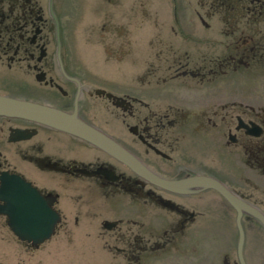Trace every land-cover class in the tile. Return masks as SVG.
<instances>
[{
  "label": "flooded vegetation",
  "instance_id": "obj_1",
  "mask_svg": "<svg viewBox=\"0 0 264 264\" xmlns=\"http://www.w3.org/2000/svg\"><path fill=\"white\" fill-rule=\"evenodd\" d=\"M93 1L0 0V95L76 110L158 176L213 177L264 215V0L222 13L220 39L204 19L219 0H199L210 7L194 14L205 34L171 27L138 47L133 0ZM87 32L141 75H89ZM9 176L29 183L58 220L33 244L0 212V264H49L53 241H78L100 264H240L228 233L235 214L219 192L156 187L70 134L0 118V186ZM242 226L248 264L246 229L264 227L250 214Z\"/></svg>",
  "mask_w": 264,
  "mask_h": 264
},
{
  "label": "water",
  "instance_id": "obj_2",
  "mask_svg": "<svg viewBox=\"0 0 264 264\" xmlns=\"http://www.w3.org/2000/svg\"><path fill=\"white\" fill-rule=\"evenodd\" d=\"M0 118L75 136L127 165L131 172L156 187L193 195L206 189L219 192L233 208L237 229V258L240 264H246L243 257V216L250 214V218L255 217V222L260 220L264 227V215L229 191L217 179L205 175L181 179L158 176L111 137L84 122L76 110L69 113L48 104L0 95ZM2 182L0 200L4 204L0 206V212L7 215L13 233L33 244L48 238L58 220L57 213L44 206L38 192L23 179L9 176L2 179ZM31 223L35 224L30 225Z\"/></svg>",
  "mask_w": 264,
  "mask_h": 264
},
{
  "label": "rangeland",
  "instance_id": "obj_3",
  "mask_svg": "<svg viewBox=\"0 0 264 264\" xmlns=\"http://www.w3.org/2000/svg\"><path fill=\"white\" fill-rule=\"evenodd\" d=\"M125 1V0H124ZM94 4L93 0H86V5ZM177 11H178V23L173 21L172 7L173 3L171 0H133V30H134V47L141 45L140 37L149 35L152 37L153 34L160 32L164 33V29L171 27H182V28H194L195 32L203 33L204 25L201 24L199 19L195 18V13L205 14L209 11V5L200 3L199 0H176ZM122 11L126 9V3L122 4ZM120 10V9H119ZM205 21L209 24V28L213 31V37L220 39V30L226 28L227 24L222 17V14L215 13L214 15L206 18ZM88 23V22H87ZM202 29L201 31H198ZM138 34V36H136ZM138 37V38H137ZM222 43V42H221ZM86 52L89 61L87 64L88 74L96 78H116L123 79L125 77L133 75H141V71L138 67L130 66L128 63H115V55L104 54L99 51L94 41V34L86 33ZM156 44V42L154 43ZM215 44H218L215 42ZM219 49L222 46L215 45L214 53H219ZM134 59H141L134 49ZM234 214H231V221L233 222ZM248 236L245 251L246 259L248 264H264V233L259 229L248 227L246 229ZM230 238H232V246L236 242V228L231 225L228 228ZM258 238H253V237ZM255 240H259L260 243ZM207 244H201L203 251L207 249ZM250 246V247H249ZM48 260H52L49 264H100L98 260L84 253L86 249L83 244L75 241L66 243L65 241H53L48 246ZM221 245L216 243L212 244L211 251L218 252L221 249ZM249 248V250H247ZM234 250V248H233ZM46 251L39 253L40 255L45 254ZM41 255V256H42Z\"/></svg>",
  "mask_w": 264,
  "mask_h": 264
},
{
  "label": "trees",
  "instance_id": "obj_4",
  "mask_svg": "<svg viewBox=\"0 0 264 264\" xmlns=\"http://www.w3.org/2000/svg\"><path fill=\"white\" fill-rule=\"evenodd\" d=\"M247 2H242L241 0H219L215 1L211 7L214 13H240L247 11ZM253 7V5L251 6ZM252 11V9H250Z\"/></svg>",
  "mask_w": 264,
  "mask_h": 264
}]
</instances>
